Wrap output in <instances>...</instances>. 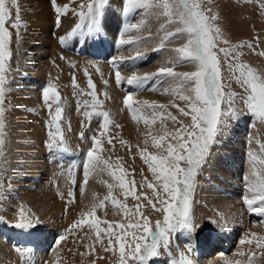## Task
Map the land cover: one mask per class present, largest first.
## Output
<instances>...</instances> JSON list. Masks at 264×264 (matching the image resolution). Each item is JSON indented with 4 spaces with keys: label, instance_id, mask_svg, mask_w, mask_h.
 Listing matches in <instances>:
<instances>
[{
    "label": "snow or ice",
    "instance_id": "1",
    "mask_svg": "<svg viewBox=\"0 0 264 264\" xmlns=\"http://www.w3.org/2000/svg\"><path fill=\"white\" fill-rule=\"evenodd\" d=\"M203 2L206 0H123L125 17L130 16L137 9H143L142 14H151L157 19L164 18L165 22L160 25L163 35L158 46L152 48L153 52L164 49L166 42H172L174 39L186 37V40L181 46L170 49L174 55L164 63L171 64V67L162 66L156 72L144 74H138L133 70L132 74L123 76L122 66L135 69L137 62L145 58V53L140 50V44L153 37L150 29L147 36L138 34L145 28L143 19L136 23L126 22L120 38L116 41L117 48L123 50L125 46H133L131 50L135 54L116 56L110 61L117 86L123 87L126 82L128 86L139 91L145 89L149 82L154 80L174 82V86L170 85L163 90L164 94L173 97L168 105L134 101V92H128L123 98V104L131 114L132 120L142 121L149 128L145 134L144 143L147 146L150 138L151 147L155 151L149 152L147 147L138 151L155 181V183L148 182L145 178L141 181L140 188L144 189L146 185L147 189L151 190V196H147L143 191L137 194L135 181L126 183L128 174L124 172L118 175L113 170L110 160L102 157L103 139L107 138L109 145H112L113 139L108 136V128L111 124L108 112L95 113L103 118L96 134L90 138L86 137L84 132L79 134L80 139L91 141L82 159L84 183H87L92 174L107 172L117 181L115 186L121 190L125 198L131 196L138 202L130 209L112 197L111 189L114 185L107 184L108 195L99 202V205L94 204L90 212L84 213L81 219L74 221L66 230L71 231L87 226L95 234V242L101 244L103 251L116 256L115 264H150L153 258L162 255L168 257V264H196L193 258L195 246L191 242L185 244V250L177 247L175 256L172 254L171 245L174 234L183 233L190 239L200 228V225L194 222L192 213V194L198 185L196 179L198 170L202 171L206 165L207 158L211 155V148L217 143L224 129L230 126V120L237 119L245 109L254 120L264 124V77L258 75L256 70L248 64L239 62L242 53L238 49L244 45L230 44L226 34L217 24L220 19L218 14L212 13L210 8L203 7ZM9 4L16 10L14 22ZM108 4L109 0H81L78 8L71 9L78 22L67 36L59 37L61 46H65L66 41L74 37L79 38L77 43L84 44L98 36L102 31V18ZM51 5L56 14V26L59 27L61 16L70 10L69 4L60 6L57 0H51ZM20 21L18 0H0V155L6 148L9 135L6 123L8 109L5 99L10 91L6 88V85L10 83L6 74L11 71L8 61L12 56L9 48L12 43V32L6 25L11 24V28L17 30L18 37L19 29L23 26ZM173 23L178 25L174 31L165 30L167 25ZM16 42L19 43V40ZM247 47L255 51L251 42L247 44ZM184 64L191 65V70L175 71L177 66ZM225 70L228 72V77L223 75ZM85 75L87 76V72ZM232 81L240 86L243 94L231 90ZM103 82L108 84L107 80ZM72 84L76 85L75 77L72 79ZM87 88L90 90L88 95L92 97V104L89 105L88 101H85L84 106L95 109L100 102L96 99V86L90 76L87 79ZM42 99L49 109L50 116L46 124L48 128L46 147L56 154L67 153L69 149L61 127L63 113V108L60 106L61 96L55 84L49 83L42 89ZM177 99L181 102L180 104L175 102ZM137 104L139 106H136ZM238 104L241 107H237ZM144 107L152 109L151 118H145L140 114ZM169 108H175L179 117L168 111ZM84 115L90 120L92 112L85 111ZM180 117L189 118L188 122L185 123V120ZM158 120L160 129L153 134L151 126ZM166 121H171L173 125L171 130L167 127ZM120 143L123 145L125 142L121 140ZM257 143L260 154L258 155L254 149H250L247 154L250 167L248 174L243 177L245 191L242 200L249 212L264 217V144L259 141ZM75 166L76 161H73L69 168V176L72 177L73 184L75 179L71 168ZM0 171H3L2 166ZM84 183L80 185L81 193L84 192ZM68 195L74 199L71 191ZM141 197L147 201V205L151 206L154 212L162 214V221L157 220L154 226L150 223L149 217L142 212L144 205L139 203ZM109 200L114 209H121L125 216H129L130 219L136 217L135 222L117 223L114 226L107 220L98 219L95 215L96 208L103 209L105 201ZM71 202L72 199L69 200V203ZM260 223L264 224V222ZM38 224H40L39 218L26 211L21 205L17 222L13 227L28 231ZM250 235L252 238L242 239L240 244L251 246L255 242L256 248L264 249V236L258 237L256 233ZM105 237L107 238L106 247L103 246ZM63 240L65 235L61 234L56 244ZM85 247L92 248V245H85ZM16 251L22 259L26 256L31 258V248L17 247ZM239 255L243 256L244 253L240 252ZM254 255L255 253H249L248 264H251ZM225 264H231V262H225ZM236 264L240 262L237 261Z\"/></svg>",
    "mask_w": 264,
    "mask_h": 264
},
{
    "label": "rangeland",
    "instance_id": "2",
    "mask_svg": "<svg viewBox=\"0 0 264 264\" xmlns=\"http://www.w3.org/2000/svg\"><path fill=\"white\" fill-rule=\"evenodd\" d=\"M80 2L81 0H57V4L60 6H63L64 4H69V9H70L67 14L61 16V24L59 27H57L55 23L56 14L52 8L51 0H33L32 1V4L35 5V14L43 18L44 20L43 22L45 25H47V28L49 30L48 32H50L46 34L47 39H48L47 40L48 44H51L50 42L55 40V43L59 45L56 47V49H53V51L56 50L55 54L59 55L60 50H66V51L71 50V53H74L79 58L73 64H71L70 61L68 62V60L66 62V66L68 67L66 68L65 76L69 75L71 76L72 79H73V76H75L76 77L75 81L79 82L80 84L79 90H78L80 92L77 91V96L72 97L71 101L69 100L65 92L62 90L65 88L64 84H58V83H63L64 81L59 79L60 75H59V72H57V69H58L57 63L54 67V69L56 68L57 69L55 71L53 69V71L55 72V73L53 72L54 73L53 77L51 76L52 78L50 77L47 83H43V80L47 79V77H43L42 78L43 85L41 84V89L47 86L49 83L55 84L61 96L60 106L63 108L61 127L64 132V136L67 142V147L69 149V152H71L72 155H75L76 166L71 168V171L74 174L75 183L74 184L72 183V177L69 176V168L71 167L72 164L69 165L70 167H68L67 165L55 166L56 170L54 173L56 174L54 175L49 174L47 179H41V176H44V173H45L44 169H46L47 167V163L49 161V155L55 158V160H57V156L54 154V151H50L46 147L47 133H48L47 132L48 128L46 125H45L46 135H43L44 136L43 152L39 154H35L33 156L34 159L31 162L33 166L31 165L25 166L29 170L28 174L30 175V178H33L36 181H40V182L42 181V189L46 190L45 200L49 202V205L53 206V209L58 210L62 208L64 205H70L73 202L76 203L78 193L82 195L88 194L87 200L88 202L89 201L91 202L90 205L89 203L87 204V200H86L84 204L85 206H83V208L78 206V209H79V210L77 209L78 214L71 215L70 218L72 220L69 221L70 225L73 223L72 221L81 219L84 213L90 212L94 204L99 205V202L103 200L104 197L107 196L109 193V188L107 187V184L114 185V187L111 189L112 197L119 200L121 203L127 205L130 209L133 208V206L138 203L134 199L131 200L129 198L131 196H128L127 198H125L121 194V190L115 186L117 184V181H115L113 177L109 176L107 172H103L99 174H92L90 175L87 183H84L82 159H83L84 153L87 151V148L90 147L91 141L90 139L88 140L80 139L79 134L81 132H84L85 136L89 138L93 134H96L98 125L102 121L103 118L100 116H97L95 113L97 111H106L109 113V117L111 120V124L109 125V128H108V136L113 138L112 145L108 144L107 138L103 139V144H102L103 151L101 152L102 157L106 160H110V162L113 164V170L116 171L118 175L123 174L124 172L128 174L126 176V181H125L126 183H128L129 181H133V180L135 181V190L137 194H139L140 191H143L147 196H151V190L147 189L146 185L144 189H141L140 183L142 180H145V178L148 182L155 183V181L153 177L151 178L147 177L146 173H149V174L151 173L148 171L147 165L144 164L141 157L138 156L137 151L138 149H144L145 147H147L149 152H152L155 150L152 149L151 144L149 143L147 146L144 145L143 147H141V145H139L141 142L139 138H137L135 141L132 139L133 132L136 128L134 124L138 126V122L132 120L131 114L129 113L128 109L123 104V98L128 92H134L135 94L133 96V100L137 102H144L145 100H143L142 94L146 90V92L148 91L149 93L154 94L148 100V103L168 105L170 101L173 100V97L171 95L164 94L163 92L164 88L169 87L170 85L174 86V82L171 80H166V81L165 80H154L152 81V83L149 82V85H147L145 89L139 90V91H137L135 88L131 86H128L126 82L123 84V87L117 86V85H114L115 83L114 82L115 81L114 70L111 66L110 61H109V65L107 69H105L106 70L105 78L102 79L101 78L102 69L98 67L94 63V61L91 63L90 66L86 63L84 64V62L81 61L83 60L82 57L87 54H93V56L95 54L97 55L99 54V56L102 55L103 57V55L105 54L104 56L106 57V60H109L110 58L112 59L113 57H116L117 55L118 56L134 55L135 52L131 50L133 46H125L123 50H120L117 48L116 41L120 38L124 23L126 22L136 23L142 19L145 21V28L142 30L144 31L142 34L140 32V35L142 36L144 34L143 36H147L148 29H150L153 34V37L151 39L145 40L144 43L140 44L139 46L140 50L145 53L144 60L138 61L137 67L135 69H133L130 66L129 67L122 66L121 74L123 76L132 74L133 70H135L139 74H142L140 72H143L144 74V73L156 72L162 66L171 67L172 66L171 64L164 63L165 60H167L170 56L174 55L173 53L170 52V49L177 47V46H181L182 43L185 42L186 40V37L174 39L172 42H166V46L164 49H161L158 52H153L152 48L158 46L159 40L161 36L163 35V33L160 31V25L165 22L164 18L161 17L157 19L155 16L151 14H142L144 13L143 9H137L130 16L125 17L123 15V0H109V4L106 6V9H105V12L102 18V31L98 36L91 39L92 47H88L87 42H85L84 44L77 43V40L79 39L78 37H74L72 39L67 40L66 45L61 46V44L59 43V37L67 36V33L78 22L77 17L72 14L71 9L78 8V5ZM19 4L20 3L18 1V5ZM202 6L205 8H210L212 13L218 14L220 19L217 21V24L221 27L222 31L226 34L231 45H244L243 47L238 49V51L242 53V55H240L239 57V62L248 64L249 66H251L252 68L256 70L258 75L264 77V55H261V53H264V0H206V2L202 3ZM9 7L12 11L13 22H14L16 10L12 9L10 4H9ZM20 8L21 7L19 5V9ZM21 10H19L20 12L19 15L21 18L20 22L23 26L19 30L25 29L26 26L28 25L27 22L25 21L26 19L23 17L24 10L22 11ZM27 14H33V12L30 11L26 13L25 15ZM22 19L25 21L27 25L24 23ZM243 23L245 26L243 25ZM248 25H250L251 27ZM6 26L9 28V31L12 32V43L9 45V48H10V51L14 55V52H13L14 51L13 46H14V41H15L14 35H16L17 30L12 29L11 24H8ZM177 26H178L177 24L173 23V24L167 25L165 30L174 31ZM103 36H107V37H103ZM249 42H251L254 45L255 51L247 47V44ZM221 46H224V45H221ZM57 58L59 60H63L61 59V56H58ZM221 59L223 63V58ZM10 64H11V58L8 61V66ZM186 67L190 68L189 65L184 64V65L177 66L175 68V71L177 72L187 71L188 69H185ZM70 68L72 69L69 70ZM97 69H99V72H97ZM189 70H191V68ZM69 71L71 72L69 73ZM85 72H87V76L85 75ZM6 75L9 81L11 73L9 72ZM223 75L225 77H228V72L225 70ZM69 76L65 81L70 79ZM89 76L91 77L92 82L96 86V99L100 102L99 105L95 109H93L90 106L87 108L84 106L85 101H88L89 105L92 104V97L88 95V92L90 90L87 88V79ZM112 76H113V79H111ZM105 80L108 81V84H104L103 81ZM7 86L8 84L6 85V88ZM151 88H154L156 90H149ZM231 90L233 92L243 94V90L234 81L231 82ZM69 93L73 95L74 91H71ZM175 102L178 104L181 103L178 99L175 100ZM136 106H139V104H137ZM222 107H224V105H222ZM237 107H241V105L238 104ZM43 108L46 111V112L45 111L43 112V115L46 113L45 121L48 122L50 119L49 111H48L49 109L47 108L45 104ZM85 111L92 112V117L90 120L88 117L84 115ZM168 111H171L173 115H177L179 117V113L177 112L175 108H169ZM151 113H152V109L144 107L140 114L144 115L145 118H151ZM180 119H184L185 123H187L189 118L180 117ZM47 122H45V124H47ZM140 122L141 124L145 125L144 123H142V121ZM165 123L167 127L169 128V130L173 128L171 121H166ZM252 125L254 126V129ZM238 126L242 127L241 140H240L241 144L238 145V148H235L233 152L242 147L239 150L240 155L242 156L241 160L243 161V162L240 161L241 164H240V169H239V176L241 177V181H242V183L240 182V184L242 185V188L240 190V196L244 194L245 182L243 180V177L246 174H248L249 172L248 170L250 167L247 154L250 149H254L257 151V154L259 155L260 154L259 144L257 143V141H259V143L261 144H264V124H261L259 121L254 120V118L250 114L247 113L246 109L243 111L242 114L239 115L237 119L230 120V126L224 129L223 134L218 137L217 143L211 148V155L207 158L206 165L203 167L202 171L198 170V175L196 177L198 181V185H197L195 192L192 194L193 195V204H192L193 217L195 216V213L193 210L194 203L199 202L196 194L198 193L200 177L202 178L206 175L207 173L206 169L209 166L210 161L215 156L221 155V152H222L220 151L221 149L224 151L228 150V148L225 147V144L229 145L234 142L235 138L232 136V134L234 135L235 129ZM151 127H152L153 134H156L160 129L159 120L157 121L156 124L152 125ZM176 127H179V125H176ZM34 138L35 140L39 141L41 140L42 135H39V134L34 135ZM232 138H233V141H232ZM121 140L125 142L123 145L120 143ZM230 140L232 143L230 142ZM249 140H251V144H249ZM10 150H11V146L8 145L6 146L3 154L0 155V166L3 167V171H0V191L2 190L1 181L5 174V171L11 167L9 165V157H8ZM47 152L49 153V155H47ZM134 153H137V154H134ZM135 155H137L136 157L139 158V161L141 162L142 169L138 170L139 173H137L136 167L134 166L136 163H138V161L134 165L132 162ZM243 165L245 166L243 167ZM244 169H246L245 175L242 173L244 172ZM241 170L243 171L241 172ZM214 175H218V174H214ZM82 183H84L83 193L80 192V185ZM29 187L30 185H28L27 188L31 189V187L30 188ZM70 191L73 193L74 199L72 197H69L68 193ZM242 196H241V199H242ZM195 197L196 199L194 201ZM42 198H44V195H42ZM70 199H72L71 203H69ZM145 202L147 201L145 200ZM145 202L141 201L140 203L142 205H145ZM242 203H243V200H242ZM110 206L114 208L111 201L109 200V201H105L103 209L97 207L95 211L96 217L100 220H107L113 225L117 223H125L126 222L125 220H118V222H114L113 219L111 220L108 217L109 210H107V207H110ZM64 209L66 210L67 206L66 208H63V211ZM101 210H102V213H100ZM115 210L116 211L118 210V212H122V210L119 208H115ZM142 212L144 215H148L150 212L154 213V210L152 211L151 206H148L146 209L142 208ZM195 212H198V211L195 210ZM249 213H250L249 221H248V226H249L248 235L249 236L248 235L247 236L249 238H252L250 235L251 233H256L258 237L264 236V224L260 223V222H264V217L258 216L255 213H251V212ZM126 217L128 216L124 215V218ZM194 219H196V216L194 217ZM219 219L223 223V218L221 216L219 217ZM54 224L55 226H57V230L53 232L52 242H51V245L49 246L50 248L49 250L51 251L55 248L57 249L60 248L61 242L59 244H56V240L59 238L61 234H65V231L60 230V224L58 223L57 220L54 221ZM13 225L11 223L8 224L9 227L6 233L0 232V236L2 237L6 234V236L4 237V240H1V241L4 242L5 244L7 243L11 247L13 246L16 248L19 247L21 249H24L23 244L26 243L27 245V242L25 241V238H24L25 232H23V230L21 229L14 228ZM102 227H107V225H102ZM249 229H253V231L250 232ZM69 232L70 231H68V233ZM25 235L28 236V239L31 237L30 234L28 233H25ZM71 235L73 236L70 240L71 244L75 245L77 248H80V250H84L85 252H87V254H90L93 250H95L98 253H103V255H100L103 258H96L99 255L98 256L87 255V259L83 261H87L89 264H93V261H95V264H105L106 263L105 258L108 257L110 254H112V253H106L103 251L101 244L95 242V234L92 233L87 226H84L82 228H78L75 230H71ZM173 236H175V234ZM200 236L201 235L199 231H197L196 233H193L191 243L193 245H199L200 247L203 246L204 243L202 242V239L200 238ZM88 237H91V238L89 239ZM242 239L243 238H241V240ZM212 243H213V247L211 249L210 245ZM212 243L210 244L208 243V246L205 245L206 246L205 250L207 249L211 250V253L208 252V255H207V252L205 253L206 256L208 257H214L216 255V252H215L216 250H214L215 248L214 245L217 246L218 244L215 242V240H212ZM85 245H92V248H86ZM93 245H96V246H93ZM238 245L235 247L237 249H235L232 253L229 252L230 250L225 252L226 253L225 255H227L228 261L231 262V264H236L237 261H239L240 264H248V255L251 251L252 253H255V255L253 256L251 260V264H264V249L256 248L255 242L251 245L252 249L250 252H246L247 249L244 250L245 244L241 245L239 242ZM103 246L105 247L107 246L106 237L103 240ZM68 252L71 253V251H68ZM240 252H243L244 255L243 256L239 255ZM56 254H57L56 252H52L50 254L48 253L47 256H44L45 254H43L42 257L39 258L38 256L36 257L35 254L33 253L32 255H30L31 257L30 260H27L29 258L26 256L25 258H23V261L27 260L28 264H54L53 262L46 260V258L54 257V259H56V256H55ZM162 256L165 257V255H162ZM193 258L195 259V257ZM158 260H159V257L153 258V260L150 261V263L157 262ZM81 262H82V259H81ZM107 262H110V261H107Z\"/></svg>",
    "mask_w": 264,
    "mask_h": 264
},
{
    "label": "bare ground",
    "instance_id": "3",
    "mask_svg": "<svg viewBox=\"0 0 264 264\" xmlns=\"http://www.w3.org/2000/svg\"><path fill=\"white\" fill-rule=\"evenodd\" d=\"M18 1L21 7L19 10H24V13H22L23 17L26 20L24 18L23 19L27 22L28 25L22 19L27 26L25 29L19 30L18 37L17 35H14V55L12 53L11 64L9 65L11 69V76L9 80L10 83H8L7 89H9L10 91H8L6 95L5 105L8 109L6 113V123L7 132L9 134L6 141V146H11V150L8 155L9 165L11 167L5 171V174L1 181L2 190L0 191V232L6 233L9 227L8 224L11 223L13 225L17 222V214L20 210L21 205H23L26 211L34 214L35 217H38L40 220V224L36 225L34 228L29 229L28 231L23 230V232L28 233L31 236L28 239V236H26L24 233V238L27 242V245L25 243L23 244V246L24 249H32L30 255L34 253L36 257L38 256L39 258H41L43 254H45L44 256H47L48 253L50 254L52 252H56V259H54V257H47L46 260H49L54 264H89L87 261H83L87 259V255H99L96 258H103L102 256H100L103 255V253H98L92 249L93 251L90 254H87V252H85L84 250H80V248H77L70 242L71 238L73 237V234L71 235V231L69 233L68 231H66L70 228L69 221L72 220L70 218L71 215L78 214V206L82 208L83 206H85L84 204L88 199V194L82 195L78 193L77 202H73L75 204L71 203L70 205H64L65 207L63 206L58 210L53 209V206L49 205V202L45 200L46 190L42 189V181L40 182L36 181L33 178H30V175L28 174L29 170L25 167L27 165L33 166L31 164L34 159L33 156L35 154L42 153L44 149L43 135H46L45 122L47 121H45L46 113L43 115L45 109L43 108V88L41 89V84L43 85V83H47L49 81V78L51 76L53 77V74L55 73L54 71L57 69H54V67L57 63V72H59L60 75L59 79L64 81L63 83L58 84H64L65 88L62 90L71 101L72 97L77 96V91L79 90L80 84L79 82H76V85L73 86L71 76H65V71L68 67L66 66V62L68 60V62L70 61L71 64H73L79 58L74 53H71V50H60L59 55H56V50L53 51V49H56V47L59 45L55 43V40L51 41V44H48L46 34L50 32H48L49 30L47 28V25L44 24L43 18L35 14V5L32 4L33 0ZM30 11H32L33 14L25 15ZM143 32L144 31H141V34ZM17 40H19V43L16 42ZM87 46L92 47L91 39L87 41ZM95 55H84L82 57L83 60L81 61L84 62V64H88L89 66L94 61V63L102 69L101 78L104 79L106 75L105 69H107L109 61H111L112 59L110 58L109 60H106V57L104 56L105 54L103 55V57L102 55L99 56V54ZM58 56L64 57V59L59 60L57 58ZM189 66L190 68L192 67L191 65ZM190 68L186 67L185 69L189 70ZM71 69L72 68H70L69 70ZM70 72L71 71H69V73ZM140 73L143 74V72ZM68 76L70 79L65 81ZM43 77H47V79L43 80L42 83ZM111 79H113V76L111 77ZM114 85H116V83H114ZM71 91H74L73 95L69 93ZM152 95L154 94L149 93L148 91L146 92L145 90L142 94L143 100L148 102ZM134 126L136 128L133 132L132 139L135 141L137 138H139L141 140L139 145L143 147L145 145L144 141L146 139L145 134L149 131V128L141 124V122H138V126L135 124ZM241 132L242 127L238 126L235 129L234 135L231 133L235 138L234 142L232 143L230 140L232 144L229 145L224 143L225 147L228 148V150L224 151L221 149V155L212 158L209 166L206 169V175L202 178L200 177L198 193L196 194L199 202L194 203L193 210L196 216L194 222L200 225L198 231L200 232V238L202 239L204 245L201 247L199 245H194L195 252L193 253V257H195L196 264H225V262H229L227 255H225V252L230 250L229 252L232 253L235 249H237L235 247L239 244L241 238H249L248 221L250 213L248 212L247 207L242 203L241 196L243 194L240 196V190L242 188L240 182L242 183V181L241 177L239 176V169L241 164L240 161H243L241 160L242 156L240 155L239 150L242 147L233 152V150L235 148H238V145L241 144ZM37 134L42 135V138L39 141L35 140L34 138V135ZM149 144H151L150 138ZM137 153L138 156H140L138 151ZM54 154L57 156V160L51 157L47 152V155H49V161L47 163L46 169H44V176H41V179H47L49 174H56L54 173L56 170L55 166L67 165L68 167H70L69 165L72 164V161H76L75 155H72V153L69 151L67 153L60 154H56L54 152ZM66 154L70 155L69 160L63 159ZM136 156L137 155L134 156L132 162L134 165L138 161V163H136L134 166L136 167L137 173H139L138 170L142 169V167L139 158H137ZM244 166L245 165H243V167ZM242 171L243 170H241V172ZM245 172L246 169H244V172L242 173L245 175ZM146 175L149 178L152 177V175L149 173H146ZM28 185H30L31 189L27 188ZM42 195H44V198H42ZM129 198L131 200L133 199L132 197ZM195 199L196 197L194 198V201ZM141 201L145 202V199L141 198ZM88 203L90 205L91 202H88L87 200V204ZM66 206L67 209H64V212L63 208H66ZM147 207V202H145V205L142 208L146 209ZM107 210H109L108 217L111 220L113 219L114 222H118V220H125V224L129 222H135L136 217H132L130 219L128 216L124 218L122 212H118V210L116 211L111 206L107 207ZM195 210H197L198 212H195ZM100 213H102V210L100 211ZM147 216L149 217L150 223L153 226L155 225V222L157 220H162V214L160 213L150 212ZM220 216L223 218V223L219 219ZM55 220H57L60 224V230L65 231V240L61 241V246L59 249L55 248L51 251L49 250V246L52 242L53 232L57 230V226H55L54 224ZM213 221H215V223H213ZM249 231L252 232L253 229H249ZM5 236L6 234L3 237L0 236V264H28L27 260H30L31 258L27 259V262L23 261V259L19 256V253L16 251V247H11L7 243L5 244L1 241L4 240ZM212 240H215V242L220 247L218 245H214L216 255L214 257H208L205 253L207 252L208 255V252L211 253V250H205V245L208 246V243H212ZM189 242H192V237L189 239L183 233H176L172 238L171 245L173 256L177 254L175 251L177 247H179L180 250H185V244ZM213 243L210 245L211 249L213 247ZM244 246V250L247 249L246 252L251 251L252 247L250 245L245 244ZM68 251H71V253L73 254L69 253ZM115 259V255L110 254L105 258V264H115ZM150 264H168V257H159V260L157 262H152Z\"/></svg>",
    "mask_w": 264,
    "mask_h": 264
}]
</instances>
